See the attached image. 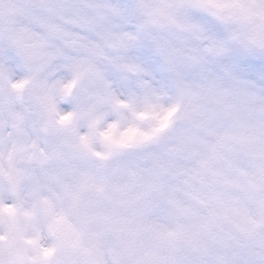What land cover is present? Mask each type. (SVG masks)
I'll return each mask as SVG.
<instances>
[{
  "label": "snow or ice",
  "instance_id": "snow-or-ice-1",
  "mask_svg": "<svg viewBox=\"0 0 264 264\" xmlns=\"http://www.w3.org/2000/svg\"><path fill=\"white\" fill-rule=\"evenodd\" d=\"M0 264H264V0H0Z\"/></svg>",
  "mask_w": 264,
  "mask_h": 264
}]
</instances>
